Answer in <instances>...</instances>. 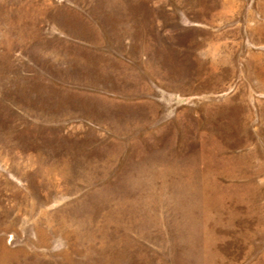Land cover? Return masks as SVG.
Returning a JSON list of instances; mask_svg holds the SVG:
<instances>
[{"label": "rangeland", "instance_id": "obj_1", "mask_svg": "<svg viewBox=\"0 0 264 264\" xmlns=\"http://www.w3.org/2000/svg\"><path fill=\"white\" fill-rule=\"evenodd\" d=\"M0 264H264V0H0Z\"/></svg>", "mask_w": 264, "mask_h": 264}]
</instances>
